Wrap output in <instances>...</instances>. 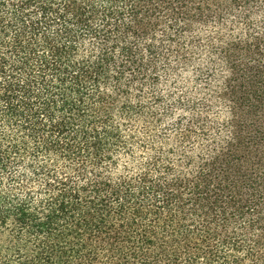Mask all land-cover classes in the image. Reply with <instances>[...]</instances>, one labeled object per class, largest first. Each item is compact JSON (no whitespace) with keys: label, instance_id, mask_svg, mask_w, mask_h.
Returning <instances> with one entry per match:
<instances>
[{"label":"trees","instance_id":"1","mask_svg":"<svg viewBox=\"0 0 264 264\" xmlns=\"http://www.w3.org/2000/svg\"><path fill=\"white\" fill-rule=\"evenodd\" d=\"M0 264H264V0H0Z\"/></svg>","mask_w":264,"mask_h":264}]
</instances>
